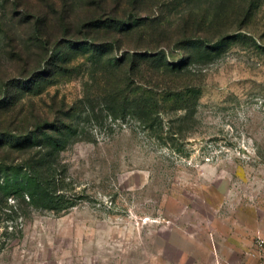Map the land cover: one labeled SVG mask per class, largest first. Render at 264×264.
Returning <instances> with one entry per match:
<instances>
[{"label":"rangeland","instance_id":"374dc122","mask_svg":"<svg viewBox=\"0 0 264 264\" xmlns=\"http://www.w3.org/2000/svg\"><path fill=\"white\" fill-rule=\"evenodd\" d=\"M50 2L0 0V264H264V0H145L125 32L78 24L39 47L25 6ZM135 47L162 60L124 65L118 91ZM39 127L61 146L18 147ZM50 151L60 209L4 184Z\"/></svg>","mask_w":264,"mask_h":264},{"label":"trees","instance_id":"16d2710c","mask_svg":"<svg viewBox=\"0 0 264 264\" xmlns=\"http://www.w3.org/2000/svg\"><path fill=\"white\" fill-rule=\"evenodd\" d=\"M50 1V0H49ZM70 0H61L58 4L54 0H51L48 10H44L41 7L34 10V8L26 7L24 13L29 14V20L31 22L29 30L34 34L35 39L40 43L39 47L48 46V43L55 42L61 35L73 36L76 32L75 28L79 24L80 29L78 32H82L85 35L91 36V30L98 28V24L101 25L108 21H113L120 26V30L125 32L132 27L141 24L144 18H141V14L144 12L143 3L145 0H83L82 6L79 8H73L72 4H68ZM126 2V5L123 3ZM71 3V2H70ZM34 10V11H33ZM56 19L59 27L55 31H51L47 28L50 21ZM72 38V37H71ZM118 41H122V38H118ZM57 43V42H56ZM138 48H129L127 52L117 56L114 61V79L112 80L113 86L118 91L122 85L121 68L128 64L127 74H137V68L141 62L144 63L158 62L161 59V51L152 52H140ZM57 57H51L50 62L54 65ZM50 63V64H51ZM32 65L31 63H28ZM48 64V66L50 65ZM163 64H157L156 72ZM169 65L175 67L178 63H170ZM40 64L35 66L31 72L40 68ZM154 70V69H153ZM52 69L41 70L39 73L44 75L51 74ZM136 72V73H135ZM153 76V73L151 72ZM158 74L155 75L157 77ZM39 77V74H38ZM153 78V77H151ZM158 80V79H157ZM156 80V81H157ZM120 89V90H119ZM147 103L150 110H146ZM138 106V107H137ZM137 108L143 106L140 117L143 122H147L151 115H159L156 108L159 106L158 99H151L149 101L137 102ZM147 108V109H149ZM140 112V111H139ZM45 137L50 141V150L57 149L62 144V140L51 132L49 127H39L34 129L27 135H21L19 146H26L32 142L33 139ZM6 144L0 141L1 148ZM50 152L38 156L36 161L31 162L28 167L24 163L17 165V167L25 168L22 177H18L15 173L14 177H7L8 180L4 181V184L12 188L11 190H18L21 192V200L25 203H29L35 206H43L45 208L60 209L64 208V199L61 193H57L65 186V179L57 173V168L50 159ZM0 187H5L4 185ZM58 201V202H57Z\"/></svg>","mask_w":264,"mask_h":264}]
</instances>
